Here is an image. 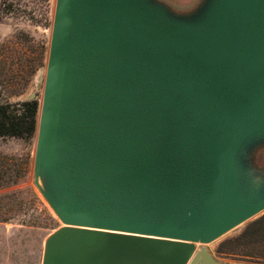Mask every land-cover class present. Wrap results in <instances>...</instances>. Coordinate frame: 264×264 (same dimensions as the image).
I'll list each match as a JSON object with an SVG mask.
<instances>
[{
    "label": "water",
    "instance_id": "95a60500",
    "mask_svg": "<svg viewBox=\"0 0 264 264\" xmlns=\"http://www.w3.org/2000/svg\"><path fill=\"white\" fill-rule=\"evenodd\" d=\"M263 140L264 0H56L34 181L64 225L42 264H197L264 212Z\"/></svg>",
    "mask_w": 264,
    "mask_h": 264
},
{
    "label": "rangeland",
    "instance_id": "374dc122",
    "mask_svg": "<svg viewBox=\"0 0 264 264\" xmlns=\"http://www.w3.org/2000/svg\"><path fill=\"white\" fill-rule=\"evenodd\" d=\"M15 1L17 7L10 11L0 0V100L24 101L35 95L41 107L56 0ZM163 1L182 9L181 2L199 0ZM36 146L37 132L33 138L0 137V159L14 158L17 179L26 162L29 168L17 186L0 190V264H42L47 238L64 225L35 184ZM245 161L251 171L264 175V140L250 148ZM260 215L199 246L230 261L264 264V229L241 236Z\"/></svg>",
    "mask_w": 264,
    "mask_h": 264
},
{
    "label": "trees",
    "instance_id": "16d2710c",
    "mask_svg": "<svg viewBox=\"0 0 264 264\" xmlns=\"http://www.w3.org/2000/svg\"><path fill=\"white\" fill-rule=\"evenodd\" d=\"M2 4L10 11L17 7L15 0H2ZM39 110L37 99L14 102L0 100V137L33 138L38 128ZM11 160L14 158L9 156H3L0 159V190L17 186V183L21 182L29 171L26 162L22 167L20 178L17 179V170H13ZM258 229H264V212L247 224L241 236L256 232Z\"/></svg>",
    "mask_w": 264,
    "mask_h": 264
},
{
    "label": "crops",
    "instance_id": "0c3cea01",
    "mask_svg": "<svg viewBox=\"0 0 264 264\" xmlns=\"http://www.w3.org/2000/svg\"><path fill=\"white\" fill-rule=\"evenodd\" d=\"M168 2V1H166ZM199 3V1H195L191 4H187L186 2H181V4H183V6H179L180 8H182L183 10L186 9H190L195 7L197 4ZM178 6V5H176ZM199 250V256H198V261L197 264H204V256L203 255H208V257H210L213 261L214 264H247V263H242V262H236V261H230L228 259H224V258H220L218 256L215 255L214 251H212L210 248L206 247V246H199L198 248Z\"/></svg>",
    "mask_w": 264,
    "mask_h": 264
}]
</instances>
